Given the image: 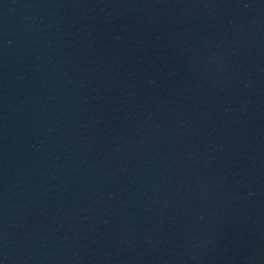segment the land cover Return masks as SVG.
<instances>
[{
	"label": "water",
	"instance_id": "water-1",
	"mask_svg": "<svg viewBox=\"0 0 264 264\" xmlns=\"http://www.w3.org/2000/svg\"><path fill=\"white\" fill-rule=\"evenodd\" d=\"M0 264H264V0H0Z\"/></svg>",
	"mask_w": 264,
	"mask_h": 264
}]
</instances>
